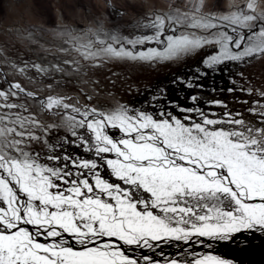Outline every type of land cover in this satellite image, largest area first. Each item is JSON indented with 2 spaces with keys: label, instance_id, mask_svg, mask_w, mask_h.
Here are the masks:
<instances>
[{
  "label": "snow or ice",
  "instance_id": "1",
  "mask_svg": "<svg viewBox=\"0 0 264 264\" xmlns=\"http://www.w3.org/2000/svg\"><path fill=\"white\" fill-rule=\"evenodd\" d=\"M0 7L28 18L0 27V264H246L219 248L264 249V72L249 71L264 62V6ZM188 57L198 65L171 80L183 97L129 84L141 99H118L119 75L103 73Z\"/></svg>",
  "mask_w": 264,
  "mask_h": 264
},
{
  "label": "rangeland",
  "instance_id": "2",
  "mask_svg": "<svg viewBox=\"0 0 264 264\" xmlns=\"http://www.w3.org/2000/svg\"><path fill=\"white\" fill-rule=\"evenodd\" d=\"M183 2V0H182ZM236 4H244L247 3L248 0H233ZM26 3V0H20V5ZM258 5L264 6V0H256ZM27 17L21 18L19 15H11L8 11L2 7H0V27L6 26L8 24L18 23L23 25L27 21ZM188 23V20L184 21ZM199 57H188L185 58L184 61L176 62V63H165L156 67H150L147 65H142L139 63L132 62H116L110 64L103 70L104 75H111V73H117L119 75V79H117L116 88L113 91L116 92L118 99L123 100H136L139 101L141 97L136 96L135 93L131 95L128 93V85L131 84L134 87L138 86L141 91L145 88L151 86L155 88L159 84H164L169 86V91L176 93L180 92L177 88H172L170 86L171 80L176 76L183 74L186 69L191 68L192 66L198 64ZM226 81L228 78L226 77ZM225 85H221L225 89L224 92H221L219 85L214 83V87L217 90V96L222 99L231 100L232 97L228 96L226 92V88L229 86L228 82L222 81ZM207 89L212 88V85H206ZM220 88V89H219ZM173 90V91H172ZM187 95L186 93L184 96ZM175 96V95H172Z\"/></svg>",
  "mask_w": 264,
  "mask_h": 264
},
{
  "label": "flooded vegetation",
  "instance_id": "3",
  "mask_svg": "<svg viewBox=\"0 0 264 264\" xmlns=\"http://www.w3.org/2000/svg\"><path fill=\"white\" fill-rule=\"evenodd\" d=\"M197 65L198 64L192 66L191 68L186 69V71L183 74H180V75H188V74H190L191 69L195 68ZM229 67H231V66H229ZM249 71H252L256 75H259V73L264 72V62H261L260 64L255 65L252 69H249ZM222 81L228 82V81H226V76H223V75L212 76V75H210L208 77V79H206L203 83L206 84V85L211 84L212 87H214V83L215 84L217 83V85H219V87H221V85H225V83H222ZM170 86H171V84H170ZM177 90H179L180 92L176 93L173 90H172L173 92H171V91H169V92H170L171 95L180 96V97H183L185 93L188 94V92L186 90H180L178 88H177ZM210 94H211L210 91H206L205 92V96H208ZM216 94H217V92H216Z\"/></svg>",
  "mask_w": 264,
  "mask_h": 264
},
{
  "label": "water",
  "instance_id": "4",
  "mask_svg": "<svg viewBox=\"0 0 264 264\" xmlns=\"http://www.w3.org/2000/svg\"><path fill=\"white\" fill-rule=\"evenodd\" d=\"M254 243L258 244L259 241L258 240L254 241ZM219 252L221 254L240 255L245 259L246 264H248V262H251V264H255V262L257 264H261V262L264 261V249H260V248H256L254 251L250 253L242 254V253H239V251L235 249L234 245L231 247V249L221 246L219 248Z\"/></svg>",
  "mask_w": 264,
  "mask_h": 264
},
{
  "label": "bare ground",
  "instance_id": "5",
  "mask_svg": "<svg viewBox=\"0 0 264 264\" xmlns=\"http://www.w3.org/2000/svg\"><path fill=\"white\" fill-rule=\"evenodd\" d=\"M255 264H257V263L255 262Z\"/></svg>",
  "mask_w": 264,
  "mask_h": 264
}]
</instances>
